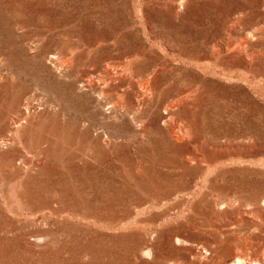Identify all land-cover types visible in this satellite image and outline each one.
I'll return each mask as SVG.
<instances>
[{"label": "rangeland", "instance_id": "374dc122", "mask_svg": "<svg viewBox=\"0 0 264 264\" xmlns=\"http://www.w3.org/2000/svg\"><path fill=\"white\" fill-rule=\"evenodd\" d=\"M240 261L264 264V0H0V264Z\"/></svg>", "mask_w": 264, "mask_h": 264}, {"label": "bare ground", "instance_id": "6f19581e", "mask_svg": "<svg viewBox=\"0 0 264 264\" xmlns=\"http://www.w3.org/2000/svg\"><path fill=\"white\" fill-rule=\"evenodd\" d=\"M118 59V58H117ZM91 60V59H90ZM118 61V60H117ZM113 65V64H112ZM115 66H116V64H115ZM121 66V65H120ZM110 70V69H109ZM119 70V69H118ZM149 72V71H148ZM103 73V72H102ZM109 81V80H108ZM149 85V84H148ZM4 147H6V145L4 146ZM80 152V151H79ZM242 261V260H241ZM238 262V264H244V262L242 263V262ZM246 263V262H245Z\"/></svg>", "mask_w": 264, "mask_h": 264}]
</instances>
